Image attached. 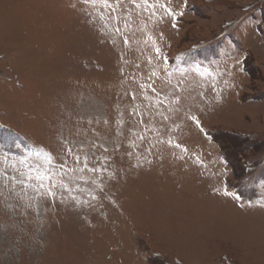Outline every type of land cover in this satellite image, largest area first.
Segmentation results:
<instances>
[{"label": "rangeland", "instance_id": "rangeland-1", "mask_svg": "<svg viewBox=\"0 0 264 264\" xmlns=\"http://www.w3.org/2000/svg\"><path fill=\"white\" fill-rule=\"evenodd\" d=\"M170 7L0 0V264H264V0Z\"/></svg>", "mask_w": 264, "mask_h": 264}, {"label": "snow or ice", "instance_id": "snow-or-ice-1", "mask_svg": "<svg viewBox=\"0 0 264 264\" xmlns=\"http://www.w3.org/2000/svg\"><path fill=\"white\" fill-rule=\"evenodd\" d=\"M81 2L86 6H91L93 8L100 6L101 8H107L111 11L109 12L110 18L117 20V23H119L118 17L112 16V12H115L116 6L122 5L124 3V0H81ZM130 3L134 5L136 8L145 7V10H152L159 6L160 9L164 10V13L170 17H175L176 13L173 12L171 5V0H166V2H161V0H130ZM180 15H183L181 12ZM175 27V25H173ZM114 31L119 32L120 28L117 26L114 28ZM125 43H128L127 40H125ZM156 54L160 55V49L157 47L155 49ZM165 63H167V59L165 58ZM194 73H196L199 76H204L205 73H208L207 69H204L201 71V66L197 63L192 66L191 69ZM210 74V73H208ZM151 76H156L155 72L151 73ZM150 88H152V91L156 93L157 97L161 95V92H157V89L152 87V85H149ZM176 91V88H170L169 92L174 94ZM169 92H164L163 95L165 98L169 95ZM133 99H135V96H133ZM179 103V101H176ZM160 103H163V101H160ZM167 119V117H165ZM197 123H199L197 121ZM202 130V129H201ZM179 147V145H176ZM16 147H19V145H16ZM82 147V146H81ZM43 157V161L41 160H35V161H28L26 159H21L20 163L23 164L26 168L25 172H21L19 169L17 171L19 172V175L23 177L22 179H18V183L25 185L26 187H31L35 192H37L38 195H46L48 197L54 198L55 193L52 191L53 187H63L65 190H68V187L66 183H60L58 185L52 184V165L56 163L57 157H54L49 152H43L41 153ZM71 156L75 163L78 165H82L83 167H87L88 164V156L87 154L84 155V158L81 159V156L76 153L75 148H67L64 152V161L59 164L58 171L63 172V170L68 167L67 166V158ZM76 169L70 168L69 171H75ZM89 171H95V169H89ZM15 179V177H14ZM32 181H36L38 183H31ZM44 181L49 182V187L47 193H40V188L44 187ZM227 194V193H226ZM235 199H239V196H235Z\"/></svg>", "mask_w": 264, "mask_h": 264}, {"label": "trees", "instance_id": "trees-1", "mask_svg": "<svg viewBox=\"0 0 264 264\" xmlns=\"http://www.w3.org/2000/svg\"><path fill=\"white\" fill-rule=\"evenodd\" d=\"M245 68L247 69L248 72L250 71V70H249V69H250V65H249V63H247V62L245 63Z\"/></svg>", "mask_w": 264, "mask_h": 264}]
</instances>
